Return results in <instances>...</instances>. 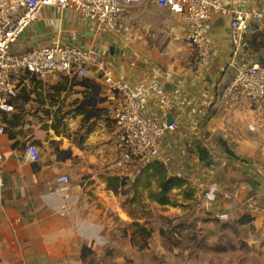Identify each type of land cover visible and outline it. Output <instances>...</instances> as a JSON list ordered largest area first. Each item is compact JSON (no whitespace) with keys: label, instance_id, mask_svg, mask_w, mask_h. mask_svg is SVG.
<instances>
[{"label":"crops","instance_id":"1","mask_svg":"<svg viewBox=\"0 0 264 264\" xmlns=\"http://www.w3.org/2000/svg\"><path fill=\"white\" fill-rule=\"evenodd\" d=\"M217 1L225 10L209 22L199 61L187 39L185 17L153 2L129 5L115 29L86 19L71 4L50 5L12 44L14 54L57 43L91 48L142 100L162 133L159 151L126 158L115 118L116 94L97 71L88 77L75 70L47 78L13 75L18 96L14 110L2 113L7 131L0 138L5 181L0 186V264H88L82 248L99 249L92 238L106 211L127 226L130 219L160 221L155 213L160 208L179 218L174 212L181 207L137 193L139 171L153 161H163L170 175L187 181L190 195L179 196L189 201L185 209L201 205L203 216L220 222L211 231L217 245L203 241L179 253L153 251V257L161 264H264V193L258 191L264 181L259 169L264 168V111L242 93L227 96L241 69L264 67V18L249 20L238 39L233 9L254 12L264 0ZM169 117L177 121L174 131L166 128ZM27 144L39 148L40 159H26ZM234 153L251 163H241ZM67 161L72 166L62 164ZM71 168L78 178L63 183L62 175H70ZM244 171L255 183L240 180ZM134 195L137 200L130 201ZM244 215H252V223L233 224ZM38 218L46 219L41 231L33 229ZM224 226L233 233L226 236ZM146 227L155 233L153 225ZM223 236L226 242L234 238L231 247ZM126 264L144 263L137 256Z\"/></svg>","mask_w":264,"mask_h":264},{"label":"built area","instance_id":"2","mask_svg":"<svg viewBox=\"0 0 264 264\" xmlns=\"http://www.w3.org/2000/svg\"><path fill=\"white\" fill-rule=\"evenodd\" d=\"M157 3L172 12L185 17L189 30L187 39L196 48L195 59L202 50H206V32L209 22L222 14L224 7L217 0H0V138L7 131L2 113L14 110L13 100L18 96V87L13 75L30 72L41 78L75 70L88 77L93 71L107 83L111 93H115V118L122 133V147L127 150L126 158L134 156L144 158L159 151L158 139L162 133L161 125L145 111V106L129 88L125 80L115 78L112 68L106 66L101 57L91 48L68 47L60 43L54 45H35L21 54L11 50L33 22L41 19L46 7L58 5L62 8L73 5L88 20L102 22L108 28L115 29L119 19L129 5ZM232 28L238 39L251 19L264 18V6L254 12L233 9ZM108 59L112 56L109 54ZM242 93L264 111V67L253 65L243 68L227 90V96L234 98ZM177 121L167 123L168 131L176 129ZM26 159H40L39 148L27 144L24 148ZM4 152L0 148V186L5 184L3 177ZM63 183H70L69 174L61 177ZM46 224L45 218L33 223L35 231H41Z\"/></svg>","mask_w":264,"mask_h":264},{"label":"rangeland","instance_id":"3","mask_svg":"<svg viewBox=\"0 0 264 264\" xmlns=\"http://www.w3.org/2000/svg\"><path fill=\"white\" fill-rule=\"evenodd\" d=\"M174 176V175H173ZM188 200H184L186 203ZM198 204H192L190 209H176L174 213L179 214V218L172 219L169 217V209L160 208L155 213L159 215L160 221L146 220L140 223L145 225H153L156 229L152 233V237L146 247H141V242L138 241L132 234L129 220L128 226L123 222L111 218V213L106 211L104 218H101L95 223L92 245L99 253V257L94 261H88V264H126L133 263L134 259L139 256V260L144 264H161V262L152 256L153 251L162 253H179L180 249H190V246H195L198 243L205 241L207 244H215L219 242V238L212 234L213 229L220 226V222L208 215L203 216L204 209ZM191 212H193L191 214ZM172 213V214H174ZM200 214L201 216H198ZM110 220V222H109ZM186 223V228L183 226L181 233L175 232L178 224ZM234 223V222H233ZM141 225V224H140ZM125 232H124V227ZM151 228V227H150ZM239 226H237V229ZM221 231L229 236L233 233L228 226L222 227ZM218 239V240H217ZM224 244L231 247L230 243L234 240L232 236L226 242L223 236ZM244 243L245 242L244 240ZM248 245V244H247ZM253 246V245H252ZM254 247V246H253ZM177 250H173V249ZM264 249V245H262ZM95 249V248H94Z\"/></svg>","mask_w":264,"mask_h":264},{"label":"trees","instance_id":"4","mask_svg":"<svg viewBox=\"0 0 264 264\" xmlns=\"http://www.w3.org/2000/svg\"><path fill=\"white\" fill-rule=\"evenodd\" d=\"M195 60L199 61V56ZM4 121L7 122L6 116L4 117ZM153 162L149 167L139 171L137 180L136 175L134 176V181L136 180L138 186L137 193L141 195L146 194L145 199L150 198L160 205L185 209L189 205V201L185 203L184 200L186 199H179V196L183 193L186 196L190 195V188L187 187V181L182 177L170 175L163 161ZM129 200L135 201L137 197L134 195ZM253 220L252 215H244L239 221H235L233 224H237V222L243 225L250 224ZM130 227L132 228L133 236L141 242V247H146L152 237V229L138 221H133ZM182 228L183 225L180 224L176 227L175 232L181 233ZM82 257L86 262H94L99 257V253L93 247L83 246Z\"/></svg>","mask_w":264,"mask_h":264},{"label":"water","instance_id":"5","mask_svg":"<svg viewBox=\"0 0 264 264\" xmlns=\"http://www.w3.org/2000/svg\"><path fill=\"white\" fill-rule=\"evenodd\" d=\"M173 121H174L173 117L168 118V123H171ZM68 155H71V153H69ZM234 157L237 159H240L241 163H245V164L251 163V160L247 161L246 159L242 158L241 156L237 155L236 153H234ZM58 164H60V167H61V163H58ZM62 164L72 166L71 161H67V162L62 163ZM249 175H251V173H249ZM70 176L72 177L73 181H75L78 178V175L75 173V170L73 168H71V170H70ZM91 208H94V207H91Z\"/></svg>","mask_w":264,"mask_h":264},{"label":"flooded vegetation","instance_id":"6","mask_svg":"<svg viewBox=\"0 0 264 264\" xmlns=\"http://www.w3.org/2000/svg\"><path fill=\"white\" fill-rule=\"evenodd\" d=\"M260 169V172H261V174H263V179H264V168H259ZM239 175V174H238ZM239 176H241V179L240 180H242L243 179V181H244V183H246V184H250V180H252V181H254V183H255V181H256V178L254 177V178H250V177H246V171H244L241 175H239ZM240 181H238V183H239ZM262 185L261 186H259V188H258V191L259 192H263L264 193V181L261 183ZM262 193V194H263ZM263 197V201H264V194L262 195ZM264 203V202H263ZM99 209V208H98ZM97 209V210H98Z\"/></svg>","mask_w":264,"mask_h":264},{"label":"clouds","instance_id":"7","mask_svg":"<svg viewBox=\"0 0 264 264\" xmlns=\"http://www.w3.org/2000/svg\"><path fill=\"white\" fill-rule=\"evenodd\" d=\"M180 224H178V226H179ZM182 225L186 228V226H187V224L186 223H182Z\"/></svg>","mask_w":264,"mask_h":264}]
</instances>
